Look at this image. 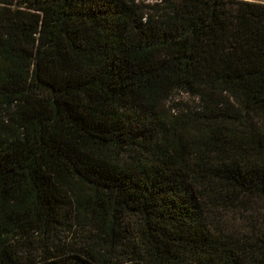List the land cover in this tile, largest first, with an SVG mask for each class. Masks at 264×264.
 Wrapping results in <instances>:
<instances>
[{
  "label": "trees",
  "instance_id": "trees-1",
  "mask_svg": "<svg viewBox=\"0 0 264 264\" xmlns=\"http://www.w3.org/2000/svg\"><path fill=\"white\" fill-rule=\"evenodd\" d=\"M0 264H264V3L0 0Z\"/></svg>",
  "mask_w": 264,
  "mask_h": 264
},
{
  "label": "rangeland",
  "instance_id": "rangeland-1",
  "mask_svg": "<svg viewBox=\"0 0 264 264\" xmlns=\"http://www.w3.org/2000/svg\"><path fill=\"white\" fill-rule=\"evenodd\" d=\"M249 1H256V2L264 3V0H249Z\"/></svg>",
  "mask_w": 264,
  "mask_h": 264
}]
</instances>
